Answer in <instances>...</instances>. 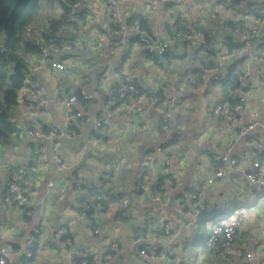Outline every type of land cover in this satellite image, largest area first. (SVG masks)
<instances>
[{
    "label": "crops",
    "instance_id": "crops-1",
    "mask_svg": "<svg viewBox=\"0 0 264 264\" xmlns=\"http://www.w3.org/2000/svg\"><path fill=\"white\" fill-rule=\"evenodd\" d=\"M80 1L76 20L64 30L74 46L60 55L66 68L54 70L48 61L29 57L28 80H38L49 101L37 107L22 88L13 113L20 131L10 143L0 144V240L9 246L22 243L42 219L29 264H77L80 252L65 242L62 228L79 249L91 253L93 264H171L175 257L180 264H264V186L246 177L256 158L264 162V57L246 59L241 49L233 52L224 44L225 22L258 25L256 12L264 0ZM114 12L124 23L143 22L151 39L174 36L170 48L155 58L134 35L121 42ZM174 28H199L211 38L213 49L187 41ZM254 48L264 53V22ZM227 50L230 54L223 56ZM203 61L219 65L222 75L233 66L248 79L246 101L232 121L214 111L218 104L230 105L220 79L212 81L200 72L197 81L195 70L206 67ZM126 80L136 82L143 95L109 107L116 87ZM60 86L66 92L83 89L93 95L77 105L84 112L74 122L77 134L53 141L31 135L32 128L69 125ZM163 91L168 98H163ZM155 95L166 101L154 103ZM251 120L256 125L244 131ZM206 131L210 135L205 136ZM172 138L176 142L168 144ZM52 143L61 150L67 168L60 169L53 159ZM40 146H45L42 155L36 153ZM150 154L153 161L147 159ZM216 154L235 158L237 164L228 163L224 175L205 187L208 211L195 221L187 195L214 173ZM7 164L28 169L23 183L31 195L30 215L5 200ZM168 174L175 183L159 200V185ZM90 185L106 201L105 207L94 205L92 218L80 214L81 197ZM242 200L255 204L243 210ZM238 215L244 222L232 243L207 247L211 228ZM166 222L175 230L171 243L169 237L156 234ZM112 244L115 249L107 257ZM154 246L160 257L144 255V249Z\"/></svg>",
    "mask_w": 264,
    "mask_h": 264
},
{
    "label": "built area",
    "instance_id": "built-area-1",
    "mask_svg": "<svg viewBox=\"0 0 264 264\" xmlns=\"http://www.w3.org/2000/svg\"><path fill=\"white\" fill-rule=\"evenodd\" d=\"M164 1H173V0H164ZM62 2L68 7V13L62 23H60L52 33L46 37L42 38L38 43V50L40 53L41 60L48 61L51 67L54 70H64L66 68V63L60 60V55H64L66 51H72L74 46L72 43L67 41L64 37V30L71 25L75 20L78 14V9L81 7V1H69V0H62ZM247 11H249V8ZM113 18L120 21V27L118 28L117 32L120 36V41L123 42L128 36L134 35L136 36L140 42H143L148 51L150 53H158V54H165L166 51L170 48L171 43L173 41V37H169L167 39H151L149 33L145 29L144 25L141 21L135 20L131 24H126L121 21V16L118 12L113 13ZM264 22V2L258 9V25L249 26V29L242 28L240 25H237L234 28L230 26H226V29L229 31H233L236 33L237 36L243 38L245 40L244 47L239 50V53L242 54L244 57L253 60H259L262 58V51L255 50L254 42L256 37L259 36L261 32V26ZM174 33L178 36H183L185 39L190 41H198L200 44L204 43L206 40V36L202 31L193 30V31H181L174 28ZM230 54V50H227L225 55L227 56ZM222 58V57H221ZM221 67L216 64L207 65L206 67L202 68V76L207 77L212 81H218L222 73L220 71ZM241 85L244 83L245 77L241 76ZM25 88L26 95L25 98H29L36 102L37 107H41L46 105L49 101L48 96L43 93V89L41 84L36 79L28 80L27 84L23 87ZM226 95L228 99H235L237 100L236 103L226 106L225 104H218L216 105L214 111L216 114L225 115L228 120L232 121L234 119V114L238 110L242 108V103L246 101L245 96L246 92L243 90L242 86L239 87H229L226 90ZM60 99L62 106L66 109V117L69 121V125L63 128H49L47 130L39 129V128H32L29 130V133L35 137L41 138L46 141H53L54 138L61 139V138H70L74 137L77 134V128L74 125V122L80 120L84 117V112L77 108V105H82V100H89L93 97L92 94L88 93L85 90H80L78 93L73 92H66L59 87ZM142 90L140 86L132 82L131 80L123 81L116 89V95H112V97L108 101L109 107H115L118 103L129 96H137L141 95ZM163 98L168 96L166 91L162 92ZM20 98V96H19ZM18 98V99H19ZM152 101L154 103L163 102L164 99L159 96L153 97ZM99 125V123H96ZM256 125L254 120L247 125V128L244 129L250 130ZM164 129L167 130V126H164ZM159 152L162 150L160 147L157 149ZM45 152V146H40L36 150L37 154H43ZM52 156L56 163L59 165L60 169L67 168L66 161L62 155L61 150L58 146L52 143ZM154 155H148L147 159L149 161L154 160ZM214 159L216 160L217 167L214 173L207 178L206 184L203 187L195 191H191L187 195L188 202L190 204V209L192 211L193 218L197 219L200 215L208 211V202L205 196L204 190L205 187L208 185H212L216 182L218 177H222L226 170V165L229 163L231 165H236L237 160L235 158H230L227 156H221L219 154L214 155ZM44 160V156L39 158L41 162ZM171 160L168 158L165 162L166 165H170ZM12 164V163H11ZM7 164L8 168L11 169L12 165ZM28 173V169L25 166L19 165L13 169V171H9V176L6 181L5 185V200L7 202H11L21 208L23 213L26 215L31 214L30 205L32 204L31 195L26 186L24 185L23 181ZM149 175L147 174V178ZM246 177L250 180L253 184L258 186H264V162L256 158L254 163H252V167L246 172ZM174 177L165 175L163 182L161 184V193L158 195V199L160 200L163 195L167 192V188L174 184ZM81 186V185H79ZM97 197H101L100 193ZM91 202L90 199H85L83 202V208L80 211V214L83 216H87L86 212L90 211ZM244 222V217L238 215L233 217L232 219L228 220L227 222H222L220 224L214 225L209 235L205 240V244L207 247L212 248L217 245H228L232 243L235 239L238 227L241 226ZM42 219L41 222L37 224V226L30 232L22 243L17 244L16 248L13 246H9L3 243L0 240V264H29L28 259L33 257V245L38 242L40 233L42 231ZM187 224H183L182 227H186ZM60 233L65 234L67 233L66 229L62 228L59 230ZM95 233L98 232V229L94 230ZM175 230L170 222H166L162 224L160 229V234L156 233L157 235H165L169 237V243L173 241ZM156 235V236H157ZM158 237V236H157ZM68 245L72 247L74 251H79L80 253L83 252V255H87L89 252L79 249L76 245L74 238L70 235L67 237L65 241ZM116 244H112L109 247V251H114ZM144 255L157 258L160 257V253L158 251L157 246L152 247L151 250L144 249L142 251ZM173 255V250L170 251ZM111 256V253L107 254V257ZM248 256H251L248 254ZM171 264H180V259L175 257ZM82 264H88L85 260ZM156 264V263H155Z\"/></svg>",
    "mask_w": 264,
    "mask_h": 264
},
{
    "label": "trees",
    "instance_id": "trees-1",
    "mask_svg": "<svg viewBox=\"0 0 264 264\" xmlns=\"http://www.w3.org/2000/svg\"><path fill=\"white\" fill-rule=\"evenodd\" d=\"M37 0H0V37L2 34L5 33V39L0 40V46L1 43H4L5 46H3L2 49H0V144H7L10 143L14 137L15 133H19L20 128L17 126L15 120H14V111L18 104V98H19V92L20 90L27 84L28 82V67L30 65L29 58L26 59V56L31 53L30 51L25 50L24 54L21 56L20 53H16L15 50L8 54V48L16 47V44L19 43V38L17 40V43H11V38L15 39L17 36V33H19L23 26L28 23L30 20L31 15L28 13L29 8L33 6V8L37 7L36 4ZM69 1H75V0H69ZM33 3V5H32ZM251 4V3H250ZM62 6V12L59 18H53L50 23V27L47 31L42 33V37L46 38L48 37L52 31L64 21L67 13H68V7L61 2ZM251 6V5H250ZM260 8V7H259ZM256 11V9H255ZM258 15V11L256 12ZM218 17V15H217ZM135 20H129L126 22V24H131ZM143 24V22H142ZM144 25V24H143ZM226 25L230 26L231 28L236 27L237 25H240L242 28L249 29V26L245 25V22L243 20L238 21H228L225 22ZM120 27V26H119ZM118 27V28H119ZM145 27V26H144ZM147 32L149 33L148 29L145 27ZM51 30V31H50ZM198 30H200L198 28ZM227 30V29H226ZM202 31V30H200ZM207 34V31L204 30ZM228 31V30H227ZM50 32V33H49ZM13 35V36H12ZM209 36L206 35V40L204 43L201 44L202 47L208 48L209 50H212V44H211V38H208ZM9 41V45L11 47H8V44L6 42ZM187 40V39H186ZM190 41V40H187ZM190 42H197V41H190ZM143 43V42H142ZM144 44V43H143ZM225 45H228V47L231 49V51H237L238 49H241L245 45V40L239 36L236 35L235 32L229 30L228 35L225 38L224 41ZM33 50L35 56L34 61L39 60V50H38V44H36V41H33L30 45ZM222 49V47H221ZM167 52V51H166ZM155 58H158V53H149ZM262 57H264V53L262 54ZM204 65H211L213 64L211 61L206 62L203 61ZM197 73V81L200 80V72H202V69L200 66H197V69L195 70ZM244 75V72H236L233 69V66L228 70L226 74H223L220 78L221 85L226 92V90L233 86V87H239L242 86L244 91H247L250 88L248 79L241 85L240 77ZM127 81V80H126ZM134 82V81H132ZM137 84L136 82H134ZM138 85V84H137ZM139 86V85H138ZM118 87V86H117ZM116 87V89H117ZM141 88V87H140ZM142 93L141 95L137 96H129L125 99H122L121 102L125 100H130L132 97L136 98L143 95V89L141 88ZM116 95V90H115ZM156 96V95H155ZM153 96V97H155ZM229 102L231 104H234L237 102L235 99H229ZM85 102L84 104H86ZM162 103V102H158ZM167 124V123H166ZM163 126V125H162ZM49 129L48 126H44V130ZM176 142V138H172L168 144H173ZM260 159V158H259ZM218 164V163H217ZM16 168L15 166H12L10 171H13V169ZM168 176H170L168 174ZM173 177V176H172ZM162 178V182H163ZM162 182L160 183L159 187L161 186ZM93 185H90L89 189L86 190L85 193H83L81 197V203H80V210L83 208V202L85 199H90L91 207L90 211L86 212V215L92 218V213L95 209L94 205H97L98 203L105 207V198L104 197H97L99 192L94 191ZM161 190V189H160ZM101 195V194H100ZM103 195V194H102ZM92 212V213H91ZM66 229V228H64ZM67 233L62 234V238L66 241L67 237L70 236V232L68 229H66ZM147 232V229H142V233L145 234ZM72 236V235H71ZM17 244H13V248H16ZM85 251V250H84ZM113 251H110V253ZM86 261L88 264H93V257L91 253H88L87 255H83V252L79 253L77 257V264H82L83 261Z\"/></svg>",
    "mask_w": 264,
    "mask_h": 264
},
{
    "label": "rangeland",
    "instance_id": "rangeland-1",
    "mask_svg": "<svg viewBox=\"0 0 264 264\" xmlns=\"http://www.w3.org/2000/svg\"><path fill=\"white\" fill-rule=\"evenodd\" d=\"M36 4H37V7L33 8V6H31V8H29V10H28V13L31 15L28 23L23 26V29L19 33H17V35H16L17 37L15 39L11 38V43L16 44L18 38H19V43L16 44V47L12 48V51H11V48H8V54L15 50L16 53H20V55L22 56L24 54L25 50H27V51L31 50L30 51L31 53H29L26 56V59H28L30 56H31V58H33L32 56H35V54H33L34 50L30 45L32 44L33 41H36V44L39 43V41L42 39L43 31L48 29V25H50L51 20L53 18H57L58 15L60 14L61 9H62L61 0H37ZM32 5H33V3H32ZM5 33H7V32H4V34L1 35L0 40H3V38L5 39V35H6ZM6 43L8 44V47H11L9 45V41ZM1 44H2L1 46L3 48V46H5V44L4 43H1ZM244 58L247 59V57H244ZM30 64H31V62H30ZM168 96H167V98H168ZM212 105H213V100H211L209 103L210 107H212ZM210 132L211 131H206L205 136L210 135ZM207 149H210V147H207ZM216 167H217V165H216ZM218 178H220V177H218ZM202 187H203V185H201V188ZM240 204L242 205L243 210H247L250 207V205L255 204V201L249 202L246 200H242L240 202Z\"/></svg>",
    "mask_w": 264,
    "mask_h": 264
},
{
    "label": "water",
    "instance_id": "water-1",
    "mask_svg": "<svg viewBox=\"0 0 264 264\" xmlns=\"http://www.w3.org/2000/svg\"><path fill=\"white\" fill-rule=\"evenodd\" d=\"M0 49H2V46H0Z\"/></svg>",
    "mask_w": 264,
    "mask_h": 264
}]
</instances>
